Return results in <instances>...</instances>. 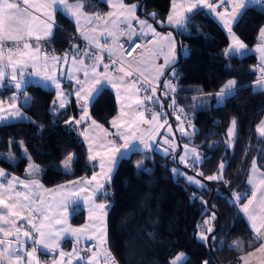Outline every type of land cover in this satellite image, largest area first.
<instances>
[{"label": "trees", "instance_id": "1", "mask_svg": "<svg viewBox=\"0 0 264 264\" xmlns=\"http://www.w3.org/2000/svg\"><path fill=\"white\" fill-rule=\"evenodd\" d=\"M170 0H137L136 14L147 19L158 30L168 12ZM103 0H86L84 10H105ZM149 13H156L155 20ZM56 35L47 40V48L59 53L70 49L65 33H73V24L60 12L55 13ZM264 25V5H250L243 10L232 26L233 32L247 46L257 42V34ZM178 42L187 48L179 54L163 73L170 68L179 73L176 103L190 114L189 143L196 147L202 162L187 172H203L206 177L218 172L224 162L223 181H209L198 188L187 183L177 170V163L169 155L157 151L145 154L134 151L119 156L110 172L107 184L98 197L108 202L105 215L106 249L117 264H170L179 253L184 260L179 264H237L241 255L255 248L259 241L247 218L239 211L250 194L249 169L255 163L264 170V136L257 124L264 116V89H254L257 78V57L254 53L226 56L228 37L224 29L203 9L193 11L186 19L183 30H172ZM74 42V40H73ZM86 60V59H85ZM87 61V60H86ZM92 62V61H88ZM236 81V91L223 103L214 98L198 105V98H208L229 80ZM28 101L21 103L29 121L0 124V151L12 150L13 160L0 156V167L21 174L31 161L40 166L39 181L52 186L71 178L88 175L93 166L88 162L86 149L78 133L66 123L80 111V104L69 97L64 108L51 110L53 92L39 84L23 88ZM89 115L103 128L109 129V120L116 112L114 95L109 88L97 92L89 105ZM236 119V139L232 148L226 144L227 130ZM165 121L175 124L170 116ZM193 129L195 132L193 133ZM11 142V143H10ZM22 142V144L20 143ZM26 154L22 155V150ZM69 154L76 157L71 170L65 172L61 162ZM141 160L142 167L135 161ZM227 182V183H226ZM106 193V195L104 194ZM241 200L233 203V194ZM195 197V199L193 198ZM201 200L206 201L202 203ZM215 213L213 231L202 241L197 232L203 229V218ZM83 211L70 216L73 224L82 221ZM239 242V247L234 246ZM69 239L60 243L67 250Z\"/></svg>", "mask_w": 264, "mask_h": 264}, {"label": "crops", "instance_id": "2", "mask_svg": "<svg viewBox=\"0 0 264 264\" xmlns=\"http://www.w3.org/2000/svg\"><path fill=\"white\" fill-rule=\"evenodd\" d=\"M17 2L19 3V0H17ZM103 2L106 6L105 10H96L89 13L83 9L84 15L73 17L64 10L62 5H56L54 7L50 6V0H29V3L27 5H24L22 3L20 4L22 10L25 8L27 9V15L22 17V19L25 21L24 24L9 26L6 22L5 31L3 33L4 39H0V42L14 41L8 39L7 37H16L17 39L14 42H17L19 46V48L15 50V52L5 56L2 64H0V71L4 73L3 79L0 80V102H2V106L5 109V112L0 113V116L7 117V110L9 108V105H13L15 103L14 101H16V104L14 105H16V107H18L20 111L24 113V116L28 118L0 119V124L14 121L30 120V117L22 110V107L20 105L21 103H25L26 101H28V99L26 100V98H28V95L23 91V88L26 85L39 84L47 89H50L53 92V103V101L58 100L56 84H59L60 90L63 93V97L58 100V103L56 105L57 107H59V103H65L66 105L69 97H72L76 102L80 104V111H78L77 115L69 117L67 121H69L70 118L73 121L80 120L81 117L85 115V112L81 110V106L83 105L86 109L87 117L80 124L72 123L69 126L78 133L81 141L83 142L86 149L88 162L91 166H93L92 172L101 168L103 170L102 174L109 173V169L112 170L113 164L111 163V161L113 159H117V157L119 156L126 157L134 151H141L145 154H148L149 150L153 151L154 147L151 146L150 148L145 149L144 144H150V139L154 137V134L158 131L161 124L170 123L167 121H163L162 123H160V125H157L155 119H153V116L146 115L141 110H138L139 105L137 104V101H142V96L136 90L138 88L137 85L140 80L148 83H159L161 81L163 75H161L160 68L162 65H164L166 57L169 59H172L174 57L176 60L178 54L180 56H184L187 53V48L178 42L174 33L172 32V30H183L184 25L182 27L169 25L167 23L168 15L172 13L174 19H187V17L193 11L197 9H203L218 23L219 26L224 29L229 40L226 47V49H228L229 45L233 43L232 34L234 32L232 30V26L235 21L232 20L231 14L233 8L236 6L235 2L225 3L221 5L220 0H209L210 3H214L217 6L215 10H210L206 5L201 4L199 8L193 9V11L189 13L187 9L192 4H194L196 0H175L176 6L174 11L173 0H170L168 12L162 20L163 23L158 24V26H166L169 29L160 31L155 26H153L156 33H159V36H154L150 32L147 35H139L140 25L132 19V14L125 10L124 6L137 4V0H103ZM68 3H75V0H68ZM250 5L253 4L249 3V6ZM255 5H264V0H261L260 4ZM56 12H60L61 14H63L73 24V34L76 38L74 42L71 43L70 49L66 50V54L62 56L56 52L49 50L46 45L47 40L53 38L58 30V26L55 24V19L54 22L49 19L50 16L55 17ZM220 13H224V15L220 16ZM135 16L140 20H145L144 18L139 17L136 12ZM226 20L230 21L232 30L231 33H229L228 28L224 27V22ZM129 22L131 23V27L127 26ZM48 24H52L50 30L48 28ZM120 26H124L126 28L123 34L126 38L129 39V37L131 36L132 39L136 38L140 41L139 47L135 50L132 56L123 60L121 65H110L104 56H100L92 62L86 61L85 53L82 47L84 42L100 47L102 51L107 55H118V29ZM262 27H264V25H262L260 29ZM260 29L257 34V42L253 46L250 47L243 43L246 46L245 54L254 53L258 61L256 67L258 76L252 82L253 88L257 79L262 78L261 69L264 68V61H262L261 52L259 51L260 48L264 47V38H261ZM49 31L50 34L46 35V33H49ZM145 31L147 30L145 29ZM29 32L31 33V35H29ZM168 33H171L172 37L174 38V45L164 39V37L167 36ZM235 36L239 39L236 34ZM24 44H27L28 47L25 48ZM104 65H108L107 70H105ZM93 66L96 67L95 73H93L92 71ZM168 67H166L164 71ZM121 68H123L124 71H120ZM128 71H131L134 74V87L130 82V78L125 76V72ZM85 72L88 73L87 77L85 76ZM13 75H15L16 80L21 83V88H15V82L11 80V77ZM45 77L55 78V84L52 83L51 80L45 79ZM120 77H124V80H121ZM96 80H100L101 83L99 85H96ZM113 84H115L116 87H113ZM94 85L99 89L103 87L109 88L114 95L116 112L109 120V129L103 128L89 115V105L95 96L90 100V102H86L88 99L87 96H85V99L78 101L77 96L75 95L77 91H80L81 87H83L84 92L86 93L88 89H91ZM257 89L264 88L258 87ZM219 91L220 89L215 93ZM13 96H15L14 100L11 99V97ZM197 96L201 95H194L193 97ZM201 104L202 103L199 100L198 105L196 106H200ZM113 119L116 120L115 125L111 123ZM93 121H95V124L93 123ZM262 121H264V116L257 124V130L258 126H261ZM170 125L173 129H175V124L172 125V123H170ZM258 132L264 136V134H262L260 131ZM117 133H121L127 136L129 140H133V134L139 139L134 140L133 145L129 149L124 150L121 153H116L114 152V149H122L123 144L125 143L124 140L120 139L117 136ZM138 145H142L145 151L136 148V146ZM89 155L95 156L96 159L90 161ZM27 165H29L28 162L24 166L21 174L10 173L4 169L6 172V176L0 177V184H3L4 188L0 189V191H4V198L6 200L10 196L14 195L13 191L8 190L7 185V181L11 180L12 177H17L19 178V180L25 181L26 183L30 182L31 180H36L39 185H42V188H31V191L28 194L32 197L39 196V192L45 193L48 188L58 185L56 184L52 186H44L43 184H41L38 178L41 171L40 166H38L40 169L39 173L32 176L29 175L28 171H26ZM250 176L253 180V184H249L251 187V191L247 199L239 205V211L247 218L250 226L248 214L241 211V209L244 204L248 203L249 199H252L253 204L249 207V212H252L258 217L257 225L259 226V217L264 216V200L261 199V192L264 191V184L260 183L261 180H264V170H262L256 164V170L253 171L251 165L248 173V180ZM98 181L100 183H103V176H101V179ZM15 191L25 192L26 190L24 189L23 185L17 184L15 187ZM253 191L257 192L255 198H253L251 195ZM82 211V220H84L89 212L86 211L85 213L84 210ZM22 214L27 215V212H24ZM44 216L46 217V213H44ZM37 220L38 221L35 222L39 224L41 220ZM44 221L45 219L43 220V222ZM88 222L90 223L89 219ZM28 227L30 228V226ZM68 236L70 235H66V237ZM87 236L88 235L81 236V238L83 240H87L91 237V235L88 237ZM21 239H24L22 235ZM61 241V239L58 241L59 244ZM261 243H264V241H259L258 245L255 248H253L246 254H243L244 256L241 255L240 257H250L251 255H249V253H252L254 257L252 261L249 259V264H264V251H257V249L260 248ZM33 246V241L27 240L20 255L23 257L24 252L31 251ZM35 247L37 249V254L34 255L33 264H36V261H38L39 264H47L48 262H50L46 261L45 254L47 249H44L42 246ZM67 248V250H63L60 248V250L65 254L63 256L65 258L69 257V254L73 252L71 243ZM92 253L81 252V254L87 255H90ZM54 256L52 257L51 261H53ZM242 261L243 260L239 258L237 264H243ZM74 262H76L77 264H88V262L80 263L75 259ZM11 264H16V261L12 260ZM21 264H28L26 257L22 259Z\"/></svg>", "mask_w": 264, "mask_h": 264}, {"label": "snow or ice", "instance_id": "3", "mask_svg": "<svg viewBox=\"0 0 264 264\" xmlns=\"http://www.w3.org/2000/svg\"><path fill=\"white\" fill-rule=\"evenodd\" d=\"M235 2V7L232 10L231 18L233 21H238L239 16L242 15V12L244 9H246L249 6V3L255 5L260 4L261 0H220L221 5L225 3H233ZM27 5L29 3V0H19V3L17 0H0V39H4L3 33L5 31V24L8 23L9 26L14 25H22L24 24V20L22 17L27 15V9H21L20 4ZM86 0H75V3H68V0H50V6H56V5H62L64 10L73 17L84 15L83 9L85 7ZM201 4L206 5L210 10H215L217 7L214 3H210L209 0H196L194 4H192L187 11L191 13L193 9H197L201 6ZM175 0H173V11L175 10ZM125 10L132 14V19L135 20L140 25V33L139 35H147L149 32L154 36H159V33H156L155 28L152 24L148 23V20H140L138 17L135 16L136 10L139 8L138 4H132L129 6H124ZM156 13H149V17L155 20ZM220 16H223L224 13H220ZM50 20L54 22V17L50 16ZM186 18H175L172 13H170L167 17V23L169 25L179 26L182 27L185 23ZM157 23H163V21H157ZM128 27H131V23L127 25ZM52 24H48L49 30L51 29ZM224 27L228 28L229 33H231V26L230 21L224 22ZM145 29L147 31H145ZM50 34L49 33H46ZM29 35L31 33L29 32ZM260 35L261 38H264V27L260 29ZM8 39L16 40V37L8 36ZM129 39L131 40L132 37L130 36ZM164 39L171 44L174 45V38L172 37L171 33H168L167 36L164 37ZM233 43L229 45V48L225 50L226 56H242L246 52V46L243 44L242 41H240L235 34H232ZM134 43V41H133ZM24 47L27 48L28 45L24 44ZM137 47H139L137 45ZM259 51L261 52L262 61H264V47L260 48ZM130 54V53H129ZM85 56H87V52H85ZM75 59V58H73ZM175 62V58L172 59L165 58L164 65L161 66L160 71L161 75H163V71L166 67L170 66V64ZM82 63V61H81ZM105 70L108 69V65H104ZM93 73L96 72V67L93 66L92 68ZM120 71H124L123 68L120 69ZM262 72V78H258L255 82L256 87L264 88V68L261 69ZM85 76H88V73L85 72ZM125 76L130 78V82L132 86H135V77L134 74L131 71L125 72ZM4 77V73L0 71V80H2ZM172 77H175V71L172 73ZM95 78V77H93ZM47 80H51L52 83L55 84V78L53 77H45ZM121 80H124V77H120ZM11 80L15 82V88L19 89L21 88V83L16 80V76L13 75L11 77ZM101 83L100 80H96V85H99ZM236 81L235 80H229L217 93L208 94V98H198L193 97L192 99L196 101L197 99H200L202 104H207L210 99H215L218 104L223 103L227 98L231 96V94L236 91L235 88ZM113 87H116L115 84H113ZM163 87L166 89L164 92V95L167 96L169 94V91L175 92L176 87L171 84L170 81H165ZM140 88H143L145 91H151L153 93L152 96H145L144 101H137V104L140 105L146 101H153L155 103H159L158 98L156 97V88H145L144 84L140 85ZM140 88H137V91H140ZM56 89L58 92V100L63 97V93L60 90L59 84H56ZM99 88L95 85L88 89V91L85 93L83 87L80 88V91H77L75 95L77 96L78 101L85 99V96H87V101L90 102V100L95 96L97 92H99ZM83 93V94H82ZM11 99H15V96L11 97ZM30 99V98H26ZM57 101H53L54 110L55 106L58 103ZM173 103H175L173 99ZM65 103H59V108H64ZM81 110L85 112V115L81 117L80 120H72L71 118L69 121H66L67 124L71 125L72 123L80 124L86 117L87 112L84 106H81ZM8 115L7 117L0 116V119H12V118H22V119H28L24 116V113L20 111L16 105H9L8 108ZM183 111V109H181ZM5 112V109L2 106V102H0V113ZM163 115V113L154 114L153 119H156L157 116ZM95 124V121H93ZM113 125L116 124V120L113 119L111 121ZM237 121L236 119H233L231 122V127L228 129V135L231 138L235 133ZM191 126V125H189ZM168 131L171 132V126L168 127ZM179 131L181 132V135H190L189 133H186L183 128H180ZM258 131H260L262 134H264V121L261 122V126H258ZM195 130L193 129V133ZM117 136L124 140L125 143L123 144V148H115L114 152L121 153L124 150L129 149L133 145V141L136 139H139L138 137H135L133 134V140H129L127 136L117 133ZM11 143V142H10ZM22 144V142H20ZM167 143V140L165 141ZM150 144H144V148L148 149L150 148ZM176 150V145H170L168 149L165 150V155H169ZM26 152L27 150L24 149ZM191 154V161L192 165L194 166L197 163H201V157L196 153L195 149H189L187 145H184V155H181L179 157V161L185 165V167H188V160L190 158ZM9 159H14L12 157L11 153H9L8 156ZM96 157L89 155V160L93 161ZM76 162V157L73 154H69L62 162L61 167L64 169V171L67 173L71 170L72 164ZM111 163L114 165L116 163V159H113ZM103 166V165H101ZM136 167L140 168L142 167V164H137ZM226 165L224 162H221L218 166V173L213 174L206 177V180L208 181H223V171L225 169ZM252 170H256V163L255 160H253L252 163ZM29 175H37L40 171L39 167L33 163H29L28 169ZM174 173L178 170L173 169ZM111 172V169H109V173ZM109 173L102 174L103 176V183H100L97 180V176L94 174L92 177V181L96 182L95 190L93 191L92 195H96L97 192H102L103 189L107 184H110L111 176ZM197 176H203V172H198L196 174ZM6 172L3 168H0V177H5ZM184 179L190 184V185H196L198 188H204V184L196 179L193 176H185ZM92 181H77V182H69L70 184H79V183H89L91 184ZM227 183V182H226ZM248 183L251 185L253 184L252 177H249ZM261 184H264V180H261ZM17 184L23 185L25 192H19L15 191V187ZM8 190L13 191L14 195L10 196L7 200L4 198V191H0V264H11L12 260L16 261V264H21L22 259L25 257L27 258L28 264H33V258L36 252L35 246H42L44 249H49L51 251H55L59 248V240L61 239V232L65 234H70L72 236H75L78 232H81V229H71V228H60L56 231H52L50 228L51 220L44 216V204L43 201L40 200L39 196H36L33 198L28 193L31 191L32 187H40L42 188V185H39L36 180H31L30 182H25L22 180H19L17 177H12L11 180L7 181ZM63 187V186H61ZM4 185L0 184V189H3ZM106 195V193H104ZM252 197L255 198L257 195L256 191L252 192ZM233 203H237L241 200V194L240 193H234L233 194ZM195 199V197H193ZM261 199L264 200V191L261 192ZM37 200H40V203L37 204ZM202 203H206V201L201 200ZM253 204V200L249 199L247 204H244L241 211L248 214V219L250 221V228L254 232L256 239L259 241H264V216H260L259 220V226L257 225V219L258 217L254 215L252 212H249V207ZM96 207L100 209H104L107 207L105 204H99L96 205ZM27 212V215H23L22 213ZM37 219H40L41 222L37 224L35 221ZM44 219H49V223L45 224L43 222ZM215 219V213H213L211 219L204 221V231L206 232H212L213 229L210 227H207L211 223L212 220ZM60 221H57V224H60ZM100 223H104L103 221H100ZM30 226V228L28 227ZM48 228V231H45L44 229ZM11 229V230H10ZM21 235L24 239H21ZM100 235L102 238H104V242H106V228L100 230ZM202 241H206L208 239L207 236L201 234L199 237ZM27 240L33 241V247L31 251H25L24 256L22 257L20 255L21 251L23 250L24 244L27 242ZM79 242V238H77V243ZM236 247H239V242H236L234 245ZM257 251H264V243H261L260 248L257 249ZM73 252L76 254L78 259H83V257L80 256L79 252H77L76 248H73ZM60 255L63 257L65 254L63 252L60 253ZM96 253L93 252L91 256H88V264H91L95 257ZM249 255H252V253H249ZM105 260L110 261L111 264H117V261L114 257L111 256V253L108 252L107 249H105ZM184 260V254L181 253L177 255L172 261H170V264H178V262H182ZM36 264H39L38 261H36ZM53 264H63L62 261L57 262L53 261ZM71 264V262H69ZM204 264H208L207 261L204 262Z\"/></svg>", "mask_w": 264, "mask_h": 264}, {"label": "rangeland", "instance_id": "4", "mask_svg": "<svg viewBox=\"0 0 264 264\" xmlns=\"http://www.w3.org/2000/svg\"><path fill=\"white\" fill-rule=\"evenodd\" d=\"M229 80H233V79H229ZM257 88L258 87H256L254 85V89H257ZM14 102H15L14 104H16V101H14ZM214 103L218 104L215 99H214ZM162 122H160V123H162ZM160 123H159V125H160ZM169 126H171L170 123L161 124L158 131L154 134V137H152L150 139V141H149L150 145L152 147H154V151H157L163 155H165V150L168 149L170 145H176L175 152L171 153L169 156L171 159H174V161H176V163H177L176 167L178 170L177 172L181 173L183 175V177L193 176L196 179L200 180L204 184L205 187H207V182H209L208 180H206L207 176L206 177L197 176L196 174L198 173V170H195V172H187V170H184L187 168L191 169L195 165L198 164L197 163L194 166L192 165L191 154H190V158L187 162L188 167H185V165L179 161V157L181 155H184V145H187L189 149H195L196 153L199 155L196 147H194L193 145H191L189 143V141H190V139L188 138L189 135H183L182 136L181 132L179 131L180 128H183L186 133L191 134L192 129L189 128L188 126L179 124V122H178V124H177V122H175V125H174L175 129H173L171 126V132H169L168 131ZM229 127H231V124ZM235 139H236V134L234 133V135L230 138L228 135V130H227L226 144L228 147L232 148L234 146ZM166 140H167V143H165ZM136 148H139L140 150L145 151L142 145L141 146L138 145V146H136ZM9 153H11L12 157H15V154L13 153L12 150L0 151V156H3L6 159H9L8 158ZM148 153H150V150L148 151ZM25 154H26V152L23 149L22 155H25ZM9 160L11 161L13 159H9ZM28 163H33V162L28 161ZM138 163L140 164L141 160L135 161L136 165ZM33 164H35V163H33ZM35 165H37V164H35ZM27 169H28V165H27ZM102 173H103V170L101 168H99L96 171L94 170V172H92L91 174H88V175L84 174V175H81V176H78L75 178H71L65 182L59 183L58 185H56L54 187H50L47 189V191H45V193L39 192L40 200H42L43 204H44V213H46V217L51 220V225H50L51 230L56 231L60 228H71V229H81L82 230L81 232H78L75 236H72L69 234L70 236H68V237H66V235H68V234L61 232V240L69 239L70 243H71V248L73 249L75 247L77 252H79L80 256L83 257V259H78L76 254L73 252L71 254H69L70 256L68 255L69 257H67V258L62 257L60 255V252H62V251L60 250V247H59L55 251H51L49 249L46 250V253H53L55 255V256L53 255L54 256L53 261L54 260L57 262L62 261L63 264H69V262H71V264H77L76 262H74V259L76 261H79L80 263L88 262V256H91L92 254H90V255L89 254L88 255L87 254H81V251L78 248L79 244L85 241L81 238V236H85V235H88V236L91 235V237L89 239H91L93 237L96 241L97 248L102 253H105V249H106L105 243L106 242H104V238L101 237L100 230L105 228V215H106V210L108 208V202H106L103 199V196L98 197L101 192H97L96 195H94V196L92 195V193L96 187V182L92 181V177L95 174L97 176V180H100ZM217 173L218 172L213 173V174H217ZM213 174H211V175H213ZM208 176H210V175H208ZM77 181H92V183L91 184H89V183L70 184L69 183V182H77ZM185 181H186V179H185ZM61 186H63V187H61ZM194 186H196V185H194ZM33 198H35V196ZM40 200H37V204L40 203ZM99 204H105V205H107V207L104 209H100V208L96 207V205H99ZM79 210H84L85 213H86V211H88L89 214L84 218V220L80 221L79 223H76V224L70 223L69 222L70 216ZM212 215L213 214L211 213V214L206 215L203 218V221H202L203 229H200L197 232L198 237L201 234L206 236V234L209 233V232L204 231V227H205L204 221L211 219ZM49 219H45L44 223L48 224ZM88 219H89L90 223L88 222ZM36 221H38V220H36ZM57 221H60L61 223L57 224ZM100 221H103L104 223H100ZM90 227L93 230V233H92V230L90 229ZM207 227L212 228V221L209 225H207ZM44 230L48 231L49 229L45 228ZM77 238H79L78 243H77ZM89 239H87V240H89ZM95 253H96V255H95V257L91 263L103 264V262L100 259L99 254L97 252H95ZM35 254H37V253L35 252ZM179 254H181V253H179ZM179 254H177V255H179ZM243 256L240 257L243 260L242 261L243 264H249L248 263L249 259L252 261L253 257H254L253 255H251L250 257H248L247 255H245L247 257H243ZM46 261H48V260H46ZM49 261L50 262H48V263L46 262V263L47 264H53V261H51V259ZM179 263L180 262H178V264ZM43 264H45V263H43Z\"/></svg>", "mask_w": 264, "mask_h": 264}, {"label": "built area", "instance_id": "5", "mask_svg": "<svg viewBox=\"0 0 264 264\" xmlns=\"http://www.w3.org/2000/svg\"><path fill=\"white\" fill-rule=\"evenodd\" d=\"M126 28L124 26H120L118 29V48L119 53L117 56L107 55L105 54L100 47L94 46L92 44L84 42L82 47L84 53L87 52V56L85 59L87 61H94L100 56H104L107 62L110 65H121L122 61L130 58L135 50L138 48L137 45H140V41L138 39H128L123 34ZM68 37V42L71 44L73 40H75V35L71 32H66ZM134 41V43H133ZM19 48L17 42L14 41H1L0 42V64H2L4 57L12 54ZM130 53V54H129ZM59 55H65V51H60ZM61 63V62H60ZM175 71V77H172V73ZM179 73L174 68H170L166 75L161 79L159 83H148L140 80L137 87L140 88L141 84H144L145 88L151 87L156 88V97L159 100V103H155L153 101H146L138 106V110H141L146 115L153 116L154 114L163 113V115L157 116L155 119L156 124H159L162 121H165L168 117H172L175 122H179L181 125L188 126L190 121V114L187 113L183 108H181L176 103V97L178 96L177 92L174 93L169 91L167 96L164 95L166 89L163 87L165 81H170L173 86L177 89V82H178V75ZM142 96V101H144L145 96H152L153 93L149 91H145L143 88H140L138 91ZM173 99L175 103H173ZM56 107V106H55ZM51 110L54 109V105L51 102L50 105ZM183 109V111H181ZM81 252H97L100 256L101 261L103 264H111L110 261L105 260V253H102L98 248L95 239L92 237L89 240H85L84 242L80 243L78 246ZM46 260H50L53 257V253H46Z\"/></svg>", "mask_w": 264, "mask_h": 264}]
</instances>
